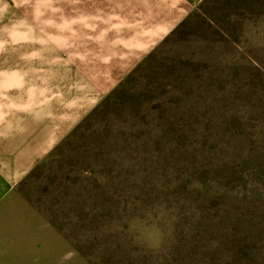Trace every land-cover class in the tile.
I'll return each instance as SVG.
<instances>
[{
	"label": "rangeland",
	"instance_id": "obj_1",
	"mask_svg": "<svg viewBox=\"0 0 264 264\" xmlns=\"http://www.w3.org/2000/svg\"><path fill=\"white\" fill-rule=\"evenodd\" d=\"M180 4L0 0V74L104 82ZM189 15L21 179L0 264H264V0Z\"/></svg>",
	"mask_w": 264,
	"mask_h": 264
},
{
	"label": "crops",
	"instance_id": "obj_2",
	"mask_svg": "<svg viewBox=\"0 0 264 264\" xmlns=\"http://www.w3.org/2000/svg\"><path fill=\"white\" fill-rule=\"evenodd\" d=\"M202 1L180 0L176 13L162 18L154 33L126 42L130 49L121 50V56L117 52L104 82L69 80L61 88L57 70L31 66L26 67L34 69L30 76L0 74V86H8L0 91V100L8 102V108L0 106V208L9 197L21 196V179L107 95V87L116 86Z\"/></svg>",
	"mask_w": 264,
	"mask_h": 264
},
{
	"label": "trees",
	"instance_id": "obj_3",
	"mask_svg": "<svg viewBox=\"0 0 264 264\" xmlns=\"http://www.w3.org/2000/svg\"><path fill=\"white\" fill-rule=\"evenodd\" d=\"M204 1H205V0H204ZM189 17H190V15H189L188 17H186L183 21H181V23H180V24H179V25H178V26L172 31V33L175 32L180 26L184 25V24L187 22V19H188ZM151 55H152V53H151L150 55H148V56L144 59V61H142L143 64H144V62L147 61V59H148ZM142 62H141V64H139V66L137 67V69L140 68V65H143ZM137 69H135L134 71H136ZM134 71H133V72H134ZM123 82H124V81H123ZM123 82H121V84H122ZM115 89H116V88H115ZM115 89H114V90H115ZM114 90H113V91H114Z\"/></svg>",
	"mask_w": 264,
	"mask_h": 264
}]
</instances>
